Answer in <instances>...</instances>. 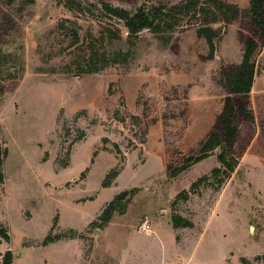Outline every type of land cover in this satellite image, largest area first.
I'll return each mask as SVG.
<instances>
[{
    "label": "rangeland",
    "instance_id": "obj_1",
    "mask_svg": "<svg viewBox=\"0 0 264 264\" xmlns=\"http://www.w3.org/2000/svg\"><path fill=\"white\" fill-rule=\"evenodd\" d=\"M104 1L134 10L179 0ZM227 1L244 9L250 0ZM87 8L92 13L60 0H0V145L7 151L0 222L10 237L0 253L10 249L12 264H264V42L248 99L236 98L254 115L253 122L239 117L238 166L221 186L209 176L190 190L218 166L214 154L173 178L167 170L215 125L226 96L221 69L241 61L240 37L254 28L244 18L229 24L212 59L194 27L167 36L143 30L126 62L66 73L77 45L106 21L97 5ZM118 26L121 38L106 46L111 59L128 49ZM134 187L125 212L99 228L106 204ZM184 189L187 198L176 199ZM173 215L192 226L174 228ZM69 229L80 237L42 245Z\"/></svg>",
    "mask_w": 264,
    "mask_h": 264
},
{
    "label": "trees",
    "instance_id": "obj_2",
    "mask_svg": "<svg viewBox=\"0 0 264 264\" xmlns=\"http://www.w3.org/2000/svg\"><path fill=\"white\" fill-rule=\"evenodd\" d=\"M7 1L12 2L13 0ZM60 3L68 10L89 14L92 11L87 7L97 5L98 10L106 19L103 23L101 21V29L98 35L89 32L84 41L77 45V52L65 64L64 71L75 75L98 72L111 63H117L118 60L126 62L131 59L132 48L143 30L167 36L177 29L194 27L196 35L203 38L207 44L208 54L206 58L212 59L216 51L217 41L220 40L226 27L241 18L249 22L254 28V32L246 38L240 37L243 44L241 61L228 64L221 69L218 83L226 92V96L223 99L221 111L216 117L215 125L199 142L193 153L182 157L178 165L169 167L167 170V177L173 178L196 162L214 154L218 160V166L211 169L210 175L205 174L198 177L192 183L190 190L194 189L199 182L207 180L209 176L216 178L217 186H221L239 164V159L233 150V141L240 134L239 117L251 122L254 121L252 111L246 105L236 102V98L242 102L247 101L257 73L253 58L259 44L264 42V0H250L248 7L244 9L227 0H179L175 3L141 4L134 10L114 6L104 0H97L96 3L89 5L84 4L81 0H60ZM119 23H122L125 29L128 49L117 51L114 54L115 58L111 59L106 46L111 40L121 38L122 30L118 26ZM214 24L221 25L213 27ZM72 34L78 43L77 31L74 30ZM1 56L3 55L0 50ZM20 70H24L23 64L20 65ZM217 147L219 150H216ZM6 156V149H2L0 145V182L3 181L2 165ZM117 174V169L112 170L109 178L105 179L102 185H110L111 180ZM137 191L138 189L134 187L116 194L98 215V227L102 228L106 225L115 211L124 213L127 203ZM180 197L186 199L187 190L184 189L176 195V199ZM171 220L174 228L192 226L188 220L183 219L180 215H173ZM76 237H80V235L73 229H69L62 233L48 234L43 239L42 245ZM1 239L8 242L10 237L8 229L0 222V242ZM0 256V264H12L10 249L0 253Z\"/></svg>",
    "mask_w": 264,
    "mask_h": 264
},
{
    "label": "built area",
    "instance_id": "obj_3",
    "mask_svg": "<svg viewBox=\"0 0 264 264\" xmlns=\"http://www.w3.org/2000/svg\"><path fill=\"white\" fill-rule=\"evenodd\" d=\"M142 228H143L144 230H149V229H150V223H149V221H148L147 219H145V220L143 221V223H142Z\"/></svg>",
    "mask_w": 264,
    "mask_h": 264
},
{
    "label": "water",
    "instance_id": "obj_4",
    "mask_svg": "<svg viewBox=\"0 0 264 264\" xmlns=\"http://www.w3.org/2000/svg\"><path fill=\"white\" fill-rule=\"evenodd\" d=\"M216 150H219V147H217Z\"/></svg>",
    "mask_w": 264,
    "mask_h": 264
}]
</instances>
